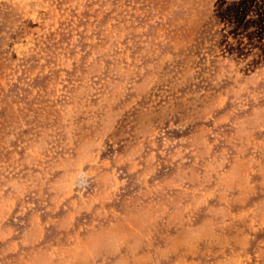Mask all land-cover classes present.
Returning <instances> with one entry per match:
<instances>
[{"label": "rangeland", "instance_id": "374dc122", "mask_svg": "<svg viewBox=\"0 0 264 264\" xmlns=\"http://www.w3.org/2000/svg\"><path fill=\"white\" fill-rule=\"evenodd\" d=\"M0 264H264V0H0Z\"/></svg>", "mask_w": 264, "mask_h": 264}]
</instances>
